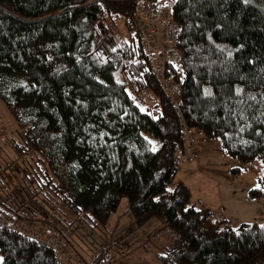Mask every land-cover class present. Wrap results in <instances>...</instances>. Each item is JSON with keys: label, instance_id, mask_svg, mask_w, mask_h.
I'll use <instances>...</instances> for the list:
<instances>
[{"label": "trees", "instance_id": "1", "mask_svg": "<svg viewBox=\"0 0 264 264\" xmlns=\"http://www.w3.org/2000/svg\"><path fill=\"white\" fill-rule=\"evenodd\" d=\"M175 2L185 122L264 167V0ZM136 5L0 0V97L21 131L3 170L14 182L7 171L20 161L35 185L0 196V218L43 221L79 244L85 225L107 226L126 196L138 223L159 217L174 233L161 264H264V223L234 228L184 182L168 189L188 163L175 156L182 122L150 69ZM258 185L251 196L264 198V175ZM107 252L92 264H107ZM0 264L59 262L46 244L0 224Z\"/></svg>", "mask_w": 264, "mask_h": 264}, {"label": "rangeland", "instance_id": "2", "mask_svg": "<svg viewBox=\"0 0 264 264\" xmlns=\"http://www.w3.org/2000/svg\"><path fill=\"white\" fill-rule=\"evenodd\" d=\"M107 26L113 27L110 23ZM120 28L125 32L121 25ZM20 132L11 110L0 97V196L5 199H8L6 191L14 193L17 186L21 191H35V185L28 183L25 166L20 161L7 171L14 182L3 170L5 160L14 156L11 146L20 139ZM190 132L198 159L181 165V171L168 189L173 190L176 183L184 182L191 189L193 198L204 200L217 215L230 219L234 228L246 222L264 223V198L251 196L252 189L259 186V178L264 175L263 163L259 159L241 163L224 151L221 139L208 137L200 128H192ZM1 178L9 189L2 188ZM121 202L120 219L114 215L107 226L95 230L82 222L78 225L86 228L83 229L85 234L79 237L81 240L78 239L80 243L71 244L76 257L92 264L95 252L105 250L108 251L107 264H161L160 254L170 246L174 233L170 228L163 229L164 222L159 217L138 223L129 210L127 197L124 196Z\"/></svg>", "mask_w": 264, "mask_h": 264}, {"label": "built area", "instance_id": "3", "mask_svg": "<svg viewBox=\"0 0 264 264\" xmlns=\"http://www.w3.org/2000/svg\"><path fill=\"white\" fill-rule=\"evenodd\" d=\"M176 0H136L134 20L141 36L146 56L150 61V69L159 80L162 89L166 90L169 99L173 102L179 119L182 122L181 131L184 134V147L179 146L176 151L177 163L183 164L188 160L197 158V152L193 147L191 128L185 122L181 110L180 95L183 92L186 70L183 56L180 51L181 26L174 19L173 8ZM121 207L116 212L120 217ZM116 216V217H117ZM3 227L13 228L32 241L46 244L53 250L55 259L59 264H91L76 257L73 248L61 232L46 222L29 224L0 218Z\"/></svg>", "mask_w": 264, "mask_h": 264}, {"label": "crops", "instance_id": "4", "mask_svg": "<svg viewBox=\"0 0 264 264\" xmlns=\"http://www.w3.org/2000/svg\"><path fill=\"white\" fill-rule=\"evenodd\" d=\"M197 159H198V155H197V158H196L195 160H191V162H192V161H196ZM188 162H189V161H188ZM187 164H188V163L184 164L183 166H186ZM180 171H181V169H179L178 173H179ZM192 199H194L193 201H194L195 203H197L198 205H204L205 207H209V206L206 205V203L203 202L204 200H202V199H201L200 201H199L198 199L193 198V197H192ZM209 208H210V207H209ZM210 209H212V208H210ZM212 210H213V209H212ZM214 211H215V210H214ZM215 212H216V211H215ZM216 213H217V212H216ZM218 214H219V213H218Z\"/></svg>", "mask_w": 264, "mask_h": 264}]
</instances>
